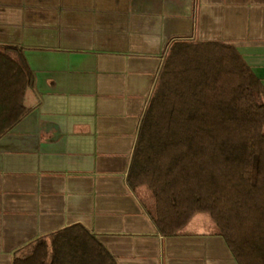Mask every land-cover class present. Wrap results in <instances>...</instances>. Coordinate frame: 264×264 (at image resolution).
<instances>
[{
	"label": "crops",
	"instance_id": "1",
	"mask_svg": "<svg viewBox=\"0 0 264 264\" xmlns=\"http://www.w3.org/2000/svg\"><path fill=\"white\" fill-rule=\"evenodd\" d=\"M179 39L233 45L264 85V0H0V45L33 75L27 113L0 137V264L75 224L117 264H239L204 217L161 235L127 182Z\"/></svg>",
	"mask_w": 264,
	"mask_h": 264
},
{
	"label": "trees",
	"instance_id": "2",
	"mask_svg": "<svg viewBox=\"0 0 264 264\" xmlns=\"http://www.w3.org/2000/svg\"><path fill=\"white\" fill-rule=\"evenodd\" d=\"M33 75L19 47L0 45V137L27 113ZM127 182L158 232L179 235L206 213L239 264H264V85L236 48L169 45L143 114ZM13 264H117L81 224L31 241Z\"/></svg>",
	"mask_w": 264,
	"mask_h": 264
},
{
	"label": "rangeland",
	"instance_id": "3",
	"mask_svg": "<svg viewBox=\"0 0 264 264\" xmlns=\"http://www.w3.org/2000/svg\"><path fill=\"white\" fill-rule=\"evenodd\" d=\"M141 191H142V197H143V199H144V200L149 199V197H150V193L148 192V190L145 189V188H143V189H141ZM200 216H201V217H204L205 219H208L209 223H213V220L211 219V217H210L208 214H206V213H200V214L196 213L195 215H193V216L191 217V219H190V221L188 222L187 226H188V225H191V221H193L195 218L200 217ZM189 223H190V224H189ZM187 226H186V227H187Z\"/></svg>",
	"mask_w": 264,
	"mask_h": 264
}]
</instances>
